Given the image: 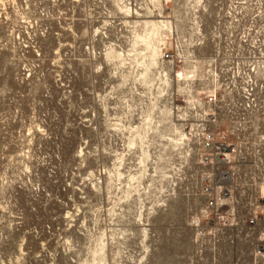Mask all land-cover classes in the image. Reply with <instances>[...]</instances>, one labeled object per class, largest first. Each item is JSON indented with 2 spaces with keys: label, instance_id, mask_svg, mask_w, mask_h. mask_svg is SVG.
Returning <instances> with one entry per match:
<instances>
[{
  "label": "rangeland",
  "instance_id": "obj_1",
  "mask_svg": "<svg viewBox=\"0 0 264 264\" xmlns=\"http://www.w3.org/2000/svg\"><path fill=\"white\" fill-rule=\"evenodd\" d=\"M211 9L264 31V0H0V264L250 262L249 240L194 242L187 88L149 58Z\"/></svg>",
  "mask_w": 264,
  "mask_h": 264
},
{
  "label": "built area",
  "instance_id": "obj_2",
  "mask_svg": "<svg viewBox=\"0 0 264 264\" xmlns=\"http://www.w3.org/2000/svg\"><path fill=\"white\" fill-rule=\"evenodd\" d=\"M191 13L160 51L187 88L172 110L200 200L189 227L201 254L249 240L248 264H264V31L252 9H211L208 25Z\"/></svg>",
  "mask_w": 264,
  "mask_h": 264
},
{
  "label": "bare ground",
  "instance_id": "obj_3",
  "mask_svg": "<svg viewBox=\"0 0 264 264\" xmlns=\"http://www.w3.org/2000/svg\"><path fill=\"white\" fill-rule=\"evenodd\" d=\"M147 25H150L152 28H155L156 30H160L162 27L166 26V22L160 21V22H147ZM157 33V32H156ZM149 40V39H148ZM149 46V45H147ZM153 46V45H152ZM159 48L155 47L152 48L151 53H150V61L151 63H155L156 58L159 56Z\"/></svg>",
  "mask_w": 264,
  "mask_h": 264
}]
</instances>
